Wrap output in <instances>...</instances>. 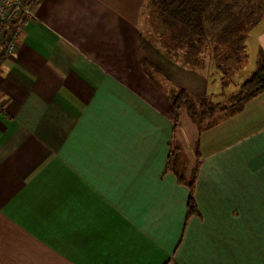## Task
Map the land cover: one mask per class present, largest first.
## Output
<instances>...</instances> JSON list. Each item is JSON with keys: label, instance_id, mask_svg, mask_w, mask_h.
Wrapping results in <instances>:
<instances>
[{"label": "crops", "instance_id": "obj_1", "mask_svg": "<svg viewBox=\"0 0 264 264\" xmlns=\"http://www.w3.org/2000/svg\"><path fill=\"white\" fill-rule=\"evenodd\" d=\"M143 3L39 0L1 59L0 264H264V90L174 124L168 89L209 71L139 42Z\"/></svg>", "mask_w": 264, "mask_h": 264}, {"label": "trees", "instance_id": "obj_2", "mask_svg": "<svg viewBox=\"0 0 264 264\" xmlns=\"http://www.w3.org/2000/svg\"><path fill=\"white\" fill-rule=\"evenodd\" d=\"M247 2L248 0H144L140 11H142V15L145 14L150 17H148V22L150 25H154L155 28L153 32L149 33H146L145 30H139L138 40L140 43L148 40L154 45L155 39L158 38L170 57L182 59L181 63L190 64L192 67L194 66L191 64L197 61L196 57L200 52L209 53L211 56L220 53L219 51H225L229 54L230 48H225L224 45L228 40L231 48H234L232 42H236L243 49L245 55L246 42L243 36L236 38V31L240 26L238 24L240 16L244 14V18H246L252 13L253 8H250L251 5ZM223 18H226L229 24L228 27L224 25L220 29H230V37L222 43L219 41L221 34L218 27L223 26ZM215 31L218 34L217 40L214 38ZM212 41H215V45L217 44L216 48L215 45H210ZM227 59L233 60V56H228ZM227 59L224 60L227 61ZM242 61L244 62L245 59ZM142 69L149 80L158 86L153 74H160V68L148 59L143 58ZM226 78H229V80ZM220 79L222 84L230 82V77L225 74H222ZM262 90H264V54L259 51L255 69L240 83L237 91L229 95L226 102H213L208 95L192 93L184 88L170 86L168 98L171 105L172 121L177 124L179 122V111L181 108H185L188 115L197 122L200 129L212 126L218 120L241 109L246 100ZM197 169L198 164L193 169V175ZM178 180L185 183L182 176H178ZM189 183L187 182L188 185H191L192 181L190 180ZM195 212V205L189 191L187 214Z\"/></svg>", "mask_w": 264, "mask_h": 264}, {"label": "rangeland", "instance_id": "obj_3", "mask_svg": "<svg viewBox=\"0 0 264 264\" xmlns=\"http://www.w3.org/2000/svg\"><path fill=\"white\" fill-rule=\"evenodd\" d=\"M248 3H250L251 5L250 8H253L252 13L246 18H244L245 17L244 14L240 16L238 20V24L240 26L236 31V35H237L236 38H238L239 36H243L244 41L246 42V46H247L246 47L247 51H245L246 54L244 55L243 49L240 48L236 42L235 43L232 42L234 48H231V46L228 44L229 41L228 40L227 42H225L224 45L225 48H230L229 54L225 51H219L220 53L211 56L209 53L208 55L200 52L196 57L197 61L191 64L194 66L195 69L196 68L199 69L200 72H207V70L209 71L208 75L205 76L204 79L206 78L208 80V84H209L208 93L210 94L212 100L214 101L218 99L221 100L222 93H226V94L229 93L230 95L231 93L237 91L240 83L255 69L256 66L255 60L257 59V50H256L257 44H256L255 35L261 30V28L264 25V0H248L247 4ZM247 4L246 6H248ZM148 17L145 14L142 15V11H140L138 26L140 30L142 31L145 30L146 33L153 32L155 28L154 25L149 24L148 19L150 17L149 18ZM227 21L228 20L226 18L225 19L223 18L222 21L223 26L218 27V31L221 34V37H219L220 38L219 41H221L222 43L223 41H225L230 37V29L229 30L220 29L223 28L224 25L225 27H228L229 23ZM214 33L216 34L214 38L217 40L218 38L217 31H215ZM210 45L211 46L215 45V41H212ZM231 55L233 56V60L227 59L228 56ZM212 57H214L215 59H213ZM224 59H227V61ZM243 59H245L244 62L242 61ZM237 66L240 67L238 68ZM220 74H225L226 76L230 77V82L227 84L226 83L222 84L220 79L221 76ZM226 79L229 80V78ZM228 97L229 96H226L223 102H226L228 100Z\"/></svg>", "mask_w": 264, "mask_h": 264}, {"label": "built area", "instance_id": "obj_4", "mask_svg": "<svg viewBox=\"0 0 264 264\" xmlns=\"http://www.w3.org/2000/svg\"><path fill=\"white\" fill-rule=\"evenodd\" d=\"M39 0H0V62L16 50L18 37L35 18Z\"/></svg>", "mask_w": 264, "mask_h": 264}]
</instances>
